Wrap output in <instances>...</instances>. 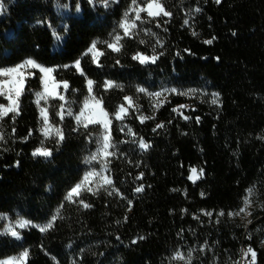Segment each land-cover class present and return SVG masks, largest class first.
I'll use <instances>...</instances> for the list:
<instances>
[{
	"label": "trees",
	"instance_id": "1",
	"mask_svg": "<svg viewBox=\"0 0 264 264\" xmlns=\"http://www.w3.org/2000/svg\"><path fill=\"white\" fill-rule=\"evenodd\" d=\"M61 2L71 7L57 11L53 0H8L7 11L0 14V34L8 33L7 40L0 36V66L13 64L26 56H34L49 65L74 60L94 37L107 36L112 22L120 18L129 0H120L108 10L92 9L82 0L79 15L75 0ZM166 7L173 12L172 17L157 18L144 25L164 41V47L157 46V51L165 55L156 64L140 65L131 59V53L137 48L141 51L147 48L151 53L156 37L144 33L139 38L145 39L147 45L128 39L124 55L109 50L100 57L105 65L102 69L90 64V57L82 62L88 75L98 83L109 78L126 85L123 92L113 89L103 93V89H98L109 111L124 95H132L139 97L136 102L144 114L152 115L149 98L136 93V84L150 91L158 90L161 85L202 90L192 97L167 94V102L156 112L154 120L141 124L133 114L123 122L151 141L147 150H141L138 144L121 143L120 151L127 155L113 158L110 165L113 171L107 173L133 200L131 211H127V202L117 196H108L103 191L99 196L86 193L84 199L93 204L91 209L66 203L64 219L55 222V231L41 235L38 230H23L26 238L22 244L0 237V256L14 254L21 247L31 245L30 264H52L37 246L43 240L58 256L60 264H69L73 259L82 260L83 264H168L166 258L177 246L184 251L188 247L199 249V245L207 241L208 250L194 252L192 264H233L241 259L240 249L249 243L258 251L257 264H264V243H261L264 207H256L264 204V139L260 138L264 137V0H221L220 4L214 0L207 3L204 0H166ZM195 7L202 11L189 14V9ZM186 18L189 24L182 26ZM37 19L50 20L53 25L67 23L70 31L63 34V28H59L62 38L56 41L46 25L35 24ZM157 23L160 27H156ZM192 31L198 36L193 37ZM212 36L216 37L212 44L203 43ZM185 48L195 55L184 52ZM177 51L181 52L182 59L175 55ZM116 59H120L123 66L116 65ZM62 76L70 81L71 88L80 90L75 99H82L87 91L84 79L67 71ZM25 88L39 90L38 78H29ZM213 92L220 93V103H211ZM65 95L73 94L66 92ZM34 99V95L24 92L21 114L14 124L6 119L5 133H11L14 126L15 135L24 136L29 127H37L39 113ZM0 102L5 100L0 98ZM53 103L49 101L50 106ZM177 104L193 105L194 110L183 111L185 115L200 116L201 122L185 121L172 113L171 108ZM73 107L78 111L76 105ZM170 119L172 123L168 124ZM161 121L165 122V127L154 133L152 128ZM113 125L114 140L129 139L126 129L124 133L117 130L119 122L113 121ZM74 126L75 122L66 117L63 127L67 139L60 150L54 152L52 160L34 159L30 154L41 139L39 133L26 142L19 139L13 142L9 137L7 144H0V212H8L13 218L20 212L43 221L59 204L66 189L80 178L85 167L83 156L95 147L85 140L83 129L72 132ZM89 130L98 131L99 126H89ZM47 146L54 147V141ZM4 147L9 151L3 152ZM16 160L21 162L18 167L14 164ZM128 160L139 161L140 166ZM191 166L198 172L199 168H204V174L195 183L187 179ZM141 171L144 172L142 181L134 182ZM141 182L145 190L133 193L132 189ZM253 185L254 210L247 218L252 220L247 229L240 217L225 215L217 223L215 214L207 217L198 212L199 209L227 212L237 208L245 189ZM201 192L205 193L203 197ZM181 209L188 211L182 213ZM193 213L200 219H195ZM181 229L183 239L177 235ZM248 232L251 240L247 238ZM136 236L146 239L130 244ZM69 241L72 246L66 247ZM80 249H84L82 254Z\"/></svg>",
	"mask_w": 264,
	"mask_h": 264
},
{
	"label": "snow or ice",
	"instance_id": "2",
	"mask_svg": "<svg viewBox=\"0 0 264 264\" xmlns=\"http://www.w3.org/2000/svg\"><path fill=\"white\" fill-rule=\"evenodd\" d=\"M207 3V0H204ZM215 3L220 4L221 0H214ZM88 6L92 9L97 7H103L105 10L111 9L114 5H118L120 0H86ZM54 7L57 11L67 10L71 7L69 3L61 2V0H53ZM8 0H0V14L7 11ZM74 7L77 13L82 11V0H75ZM200 12V7L189 9V14L192 12ZM65 16L66 12L63 13ZM173 12L166 7V0H129L127 6L123 9L121 16L118 20L112 22V28L107 33V36L102 38L100 36L94 37L83 52L80 53L74 60L67 63L46 64L34 56H26L23 59L10 64L0 66V97H3L6 102H0V144H7L8 138L19 139L21 142L29 141V139L35 134L39 133L41 139L37 146L31 150V156L35 158H43L44 160H52L54 158V152H58L62 143L67 139V135L64 131L65 119L71 118L75 122V126L71 128L72 132H79L81 129L85 132V140L89 143H94L95 147L89 149V151L83 156L82 164L85 166L80 178L75 181L65 191L63 198L59 204L51 210L50 214L43 221H36L29 218L20 212L15 213L13 218L8 212H0V237H9L20 244L25 240V232L23 230H38L41 235H47L50 231H55V222L60 219H64L63 209L65 204H77L84 209H91L92 203L87 202L84 199V194L91 193L93 196H99L103 191L108 196H117L127 202V211H131L133 200L130 199L121 189L115 184L111 173L113 170L110 168L112 159L115 157H124L127 154L120 151L119 145L121 143L138 144L141 150H147L151 146V141L145 140L143 136L135 132L133 127L126 125L123 122L134 115V118L141 124H144L146 120H154L156 118V112L165 105L167 102V94L192 97L199 94L200 89H182L177 86H165L161 85L158 90L150 91L149 88L142 84L134 85L136 93L144 94L150 100V107L152 115H145L136 101L138 96L124 95L120 102L116 104L115 108L109 111L107 102L103 94H98V89H103V93H107L109 90L119 89L124 91L126 85L117 82L116 80L105 78L102 82L98 83L88 75V71L83 66L82 62L85 57H90V64L95 65L98 69H102L105 65L101 63L100 57L105 56L107 53H115L117 55H124L126 42L128 39H136L138 44L147 45L145 39H141L140 34L144 33L151 37H156V41L151 45V53L137 50L131 53V59L138 62L140 65L156 64L157 61L165 55L163 51H157V46L164 47V41L159 39L158 34L153 32L151 28H145L146 23H152L157 18L172 17ZM72 18V17H69ZM167 23V21L165 22ZM36 25H46L50 30L54 40L60 41L62 33L59 28H63V34H67L70 31V26L67 23H61L60 25H53L50 20L37 19ZM189 20L186 18L183 20V25H188ZM156 27H160L157 23ZM165 32L167 28L164 29ZM192 36L197 37L198 33L192 31ZM7 31L0 34L5 40H7ZM235 35V33H233ZM216 39L212 36L209 39L203 40L205 44H212ZM104 47H100V46ZM39 47V45H37ZM186 53L195 55L191 49L185 48L183 50ZM177 57L183 58L180 51L175 53ZM219 60V57H215ZM116 65H121L120 59L114 61ZM123 66V65H121ZM74 72L79 74L84 79L86 86V94L82 99L76 100L75 94L79 93V89L71 88L70 81L63 78V72ZM38 78L39 90L26 89L25 84L29 82V78ZM59 77V78H58ZM25 91H28L34 95L35 103L38 110L37 127L34 129L29 127L27 134L24 136H16V128L13 126L11 133H5V121L10 119L13 124L20 116L22 111L21 97ZM69 92L73 94L71 97L66 96L64 93ZM220 93H212V104H218ZM161 97H164L161 99ZM54 101L53 105H49V101ZM58 105V106H57ZM74 105L78 107V111L74 110ZM193 109V105L189 104H177L171 108L172 113H176L181 119L185 121L193 120L196 123L201 122L200 116L185 115L183 109ZM51 109V110H50ZM58 118V120L56 119ZM113 121L119 122L117 130L121 133L125 132L128 135V140H114L113 137ZM168 124L172 123V120L167 121ZM89 126H99L98 131H90ZM165 127V122L161 121L156 123L152 128L154 133L158 129ZM264 139V137H260ZM54 141V147L47 146L48 142ZM3 152L9 151L7 147L2 149ZM2 154V152H0ZM20 161L14 162L15 166L20 165ZM128 163H134L136 167L140 166V162H133L128 160ZM190 174L187 179L193 183L204 174V168L198 169L195 166H191ZM130 175V174H129ZM144 172H139L134 177L135 181H142ZM148 187H151L150 185ZM145 190L144 183H137L132 189L135 194L141 193ZM177 191V189H172ZM255 194V186H249L245 189V193L241 198V204L237 208L228 209L225 212L224 209H220L218 212L213 210L199 209L198 212L203 213L207 217H213L215 214L217 223L220 218L227 215L230 218L240 217L243 222V227L248 228V225L252 223V220L247 219L253 215L252 199ZM184 195L187 196L186 190ZM201 197L205 195L204 192L200 193ZM256 207H264V204H257ZM187 209H181V212H187ZM193 217L199 220V215L193 213ZM123 219H128L127 213H125ZM202 222V221H201ZM117 224L120 220L116 221ZM183 229L177 233L178 236L183 239ZM117 240L120 239L117 235ZM247 238L251 240V233H247ZM146 239L145 236L133 237L130 244L134 245L139 240ZM218 243V242H216ZM264 243V240L261 241ZM40 251L52 261V264H60V260L56 254H53L45 245L43 240L37 245ZM72 242L66 247H71ZM31 245L21 247L19 252L11 255L0 256V264H30L31 257ZM199 250L204 253L208 250V242L205 241L199 245V249L195 247H188L186 251L182 250L180 246H177L171 254L166 258L168 264H192L194 256L193 253ZM84 249H80L82 254ZM241 259L234 261L233 264H257L258 251L250 243L240 249ZM69 264H83V261H77L75 259L70 260ZM163 264V262H162Z\"/></svg>",
	"mask_w": 264,
	"mask_h": 264
},
{
	"label": "rangeland",
	"instance_id": "3",
	"mask_svg": "<svg viewBox=\"0 0 264 264\" xmlns=\"http://www.w3.org/2000/svg\"><path fill=\"white\" fill-rule=\"evenodd\" d=\"M77 14L79 15V13H77ZM53 47L55 48V47H56V45H54ZM25 85H26V84H25ZM65 93H66V92H65ZM65 93H64V94H65ZM0 98H3V97H0ZM3 99H4V98H3ZM5 102H6V101H5ZM14 218H15V217H14ZM247 218H248V217H247Z\"/></svg>",
	"mask_w": 264,
	"mask_h": 264
}]
</instances>
